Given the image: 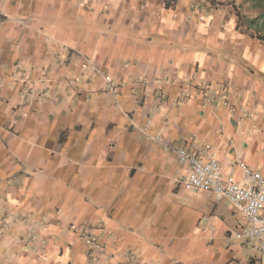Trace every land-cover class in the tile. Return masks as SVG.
<instances>
[{
	"label": "crops",
	"instance_id": "0c3cea01",
	"mask_svg": "<svg viewBox=\"0 0 264 264\" xmlns=\"http://www.w3.org/2000/svg\"><path fill=\"white\" fill-rule=\"evenodd\" d=\"M41 1L0 0V264H264L175 153L264 176L261 41L203 3L140 31Z\"/></svg>",
	"mask_w": 264,
	"mask_h": 264
},
{
	"label": "built area",
	"instance_id": "2783aa9c",
	"mask_svg": "<svg viewBox=\"0 0 264 264\" xmlns=\"http://www.w3.org/2000/svg\"><path fill=\"white\" fill-rule=\"evenodd\" d=\"M175 153L184 167L179 178L183 186L192 192L209 191L215 201L227 200L241 215V224L232 236L264 258V176L244 167L235 177L210 147L192 141L177 147Z\"/></svg>",
	"mask_w": 264,
	"mask_h": 264
},
{
	"label": "rangeland",
	"instance_id": "374dc122",
	"mask_svg": "<svg viewBox=\"0 0 264 264\" xmlns=\"http://www.w3.org/2000/svg\"><path fill=\"white\" fill-rule=\"evenodd\" d=\"M25 2L31 4L32 0H25ZM74 2H76V9L80 10V13L85 15L89 22L99 20L104 30L116 23L121 27L124 26V28H120L123 30L130 26L143 31L144 25L150 24V19L155 20L156 18L155 21H161L162 17L159 12L169 8L166 5L167 0H42L41 5L51 9L53 4L55 11L66 12L74 8L70 7ZM186 2L203 3L204 7L207 5L208 8H214L220 19L224 15H230L237 20V24L240 26L239 31L252 37H256V33L250 21L261 9L264 10V0H186ZM142 33L145 35V32ZM256 39L260 40L257 37ZM260 41L264 46V40Z\"/></svg>",
	"mask_w": 264,
	"mask_h": 264
},
{
	"label": "trees",
	"instance_id": "16d2710c",
	"mask_svg": "<svg viewBox=\"0 0 264 264\" xmlns=\"http://www.w3.org/2000/svg\"><path fill=\"white\" fill-rule=\"evenodd\" d=\"M176 1L177 0H167L166 5L171 7ZM250 23L254 27L256 37L260 40H264V10L261 9Z\"/></svg>",
	"mask_w": 264,
	"mask_h": 264
}]
</instances>
